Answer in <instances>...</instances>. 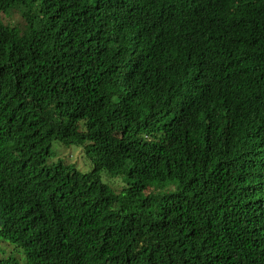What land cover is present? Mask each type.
Listing matches in <instances>:
<instances>
[{"label":"trees","instance_id":"16d2710c","mask_svg":"<svg viewBox=\"0 0 264 264\" xmlns=\"http://www.w3.org/2000/svg\"><path fill=\"white\" fill-rule=\"evenodd\" d=\"M0 237V264H264V0H0Z\"/></svg>","mask_w":264,"mask_h":264},{"label":"rangeland","instance_id":"374dc122","mask_svg":"<svg viewBox=\"0 0 264 264\" xmlns=\"http://www.w3.org/2000/svg\"><path fill=\"white\" fill-rule=\"evenodd\" d=\"M12 20L20 21L19 13H14ZM88 149V143L84 140L70 143L53 140L50 145L47 162L50 164L61 162L75 167L80 172L89 173L94 170V162L89 155ZM95 176L116 192H119L124 187V182L120 176L112 175L107 171H98ZM0 257H14L23 262L25 255L24 251L15 248L9 239L0 237Z\"/></svg>","mask_w":264,"mask_h":264}]
</instances>
